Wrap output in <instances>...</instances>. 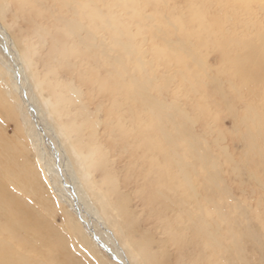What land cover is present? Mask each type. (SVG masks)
<instances>
[{"label":"bare ground","instance_id":"bare-ground-1","mask_svg":"<svg viewBox=\"0 0 264 264\" xmlns=\"http://www.w3.org/2000/svg\"><path fill=\"white\" fill-rule=\"evenodd\" d=\"M135 1H125L122 6L131 18L140 23L144 19ZM156 4L161 14L162 0H156ZM117 5V0H0V35L4 52L10 59L5 61L0 56V117L4 115L12 121L17 137L15 140L26 144L19 147L22 143H18V146L15 140L4 135L5 130L0 131V264H87L91 254L101 264H142L139 258L142 260L147 257L146 246L140 245L127 234L128 230L127 233L125 231L126 220L131 215L129 205L124 201L126 196L123 195L122 200L117 199L118 196L113 198L115 193L120 194L118 190L121 189L118 186L120 171H117L114 164L116 156L126 154L123 169H127L131 175L134 172L140 175L136 188L141 191L149 183L154 181L157 185L158 182V198H153L161 200L166 210H173L184 222L182 227L179 224V230L187 231L186 235L195 244L203 242L204 247L213 250L223 264H260L261 260L252 263L248 258L247 248L244 247L245 233L237 234L226 227L225 233H220L212 212L201 208L198 196L183 194L182 188L186 184L193 186L192 171L195 172V166L198 165L183 160L175 136H168L171 147H165L155 143V136L150 133L152 125L163 131L162 123L165 121H171L180 130L181 124L175 123V117L180 115L179 118L183 116L186 119L182 108L159 99L174 76L159 74L158 65L140 54L135 35L127 23L121 20ZM10 6L13 19L25 21L31 36L43 46L49 45L46 52L48 59L41 70L37 68L38 64L35 66L37 58L35 62L32 59L33 44L29 39L26 36H11L9 33V23H5L4 18ZM191 16L195 20H188L190 24L196 21L199 27L215 28V22L208 24L203 21L202 9H193ZM158 20L160 22L161 19ZM161 26L153 25L159 36L162 35ZM176 29L182 34H193L181 20L176 22ZM261 37L264 39V35ZM18 43L22 44L21 49ZM182 46L188 48L184 44ZM254 48L252 55L235 62V73L245 82H259V89L262 90L264 61L259 55L260 48ZM158 54L159 58L166 56V61L177 62L178 82L184 83L189 91L196 92L203 88V85L193 80V72L182 56L169 53L163 55L159 51ZM165 65L169 64L165 62ZM221 87V83L216 81L215 90L226 98ZM257 87L250 88L258 92ZM99 94L103 100L91 106V101ZM229 104L231 106V102ZM256 114L258 118L260 113L256 111ZM151 118L157 119L158 123H151ZM183 123L181 127L188 131ZM43 127L49 129L55 139H48L52 147L50 152L45 148L46 134L40 131ZM26 146L34 151L35 161L27 157ZM112 151L114 153L110 155ZM52 154H58L63 165H66L65 174L58 171L60 165L56 164V156ZM97 173L100 177L98 180L95 177ZM60 180L65 186L59 184ZM60 185L62 190H70V198L74 203L64 197L66 193L62 192ZM16 192L28 197V201L18 198ZM121 192L126 191L121 189ZM210 199H207L208 203ZM67 202L70 206H76V213L70 211ZM145 207L147 210L148 206ZM57 215L61 218L59 226L52 221ZM87 218L92 219L97 228L93 229ZM128 227L130 229L133 226ZM222 239L226 241L222 242Z\"/></svg>","mask_w":264,"mask_h":264},{"label":"rangeland","instance_id":"rangeland-1","mask_svg":"<svg viewBox=\"0 0 264 264\" xmlns=\"http://www.w3.org/2000/svg\"><path fill=\"white\" fill-rule=\"evenodd\" d=\"M125 1L128 0H117L118 5L116 6V10L121 14V20L125 24L127 23V27L135 35V40H137L140 54H142L145 59H149L154 64L158 65V73L160 72L159 74L163 73L167 77L174 76L171 79L167 90L163 89L161 98L159 96V99L164 101V103L173 105L174 107L182 108L181 110L186 113V116H184L186 119H183V116L179 118L180 115H177L174 121L177 125H182L184 122L183 124H186L185 128L188 131L183 130L181 125L179 126L181 131L177 130L176 126L172 124L171 121H165L162 123L164 125L163 131H159L157 126L152 125L150 133L155 136L153 137L156 141L155 143L158 145L163 144L165 147H169L171 143H168V136L170 135L171 138L172 135L175 136L177 143L179 144L178 146L181 148L179 150L184 156V158L182 156L183 160L188 163L193 162V164L198 165L195 166V172L194 170L192 171V181H195H193V186L186 184L184 188H182L183 194H186V196L193 194L196 197L198 196L197 199L200 200V204H203L204 202L205 205L201 204V208L208 209L209 212H212L213 218L216 220L215 224H217L216 226H218L217 228L219 229L220 233L222 231L225 233L226 228L232 232L235 231L237 234L243 235V233H245L246 240H244V247L247 248L245 250L247 251L249 260L252 263H256L257 261L261 260L260 264H264V114H262L264 113V87H262L263 89L261 90L259 89V82L257 84L256 81L245 82L241 80L240 76L235 73L234 67L235 62H238L242 57L244 58V56L252 55L255 52L254 46H258L260 48H258L259 55L264 61V39L261 37L264 35V0H162V8H160L161 14H159L156 0H136L135 5H137L139 8L140 14L144 19L141 21L142 23H137L134 18H131V16L127 14L128 12H126L122 6V3ZM193 9H202L203 21L208 24L215 22L213 25L215 28L209 27L208 29V27H199L198 23L196 24V21H193V25L190 24L188 20H195L193 16H191ZM11 13L12 6H10L9 11L4 18V22L7 24L9 23V33L11 36H26L29 39L28 41L33 44L32 47L34 51V53L31 54L32 56L34 54V56L31 57L34 62L35 58H37L36 60L38 61H36L35 66L38 64L37 68L41 70L43 68L44 62L48 59L46 52L49 48V45L47 44L43 46L41 42L33 38V36H31V32L29 31L28 24L21 19L15 21ZM158 19H161L160 22L162 21V23H160ZM178 20L183 21V24L187 26L194 35L192 33V35H188L184 32L183 34L179 33L176 29V22H178ZM223 21L224 23L221 24ZM260 22H262L261 25ZM157 24L162 25L161 28L163 30L161 32L162 35L160 36L156 34L154 28L155 26L153 27V25ZM260 26L262 29H260ZM220 30L222 32H218ZM257 32H260V34H257ZM152 34L154 36H152ZM35 40L37 42H35ZM0 43V56L2 55L1 58L4 60H10L8 55L4 52L1 35ZM18 44V47L21 49L22 44ZM35 44L38 45L36 46ZM181 44H184V46L186 45L188 48L185 49ZM251 46L253 48H251ZM157 50L159 52H163V55L169 53L168 55L172 56H182V58L186 60L188 67L193 72V80H196L195 82L203 85V88L198 89L196 92H191L184 83H179V76L176 70L178 68L177 62L175 60L171 61L170 59H168L170 61H166V56L163 57L164 59L162 57L159 58L160 56H158L159 54ZM188 54L189 56H187ZM194 58L197 60L195 61ZM165 62L169 65H165ZM39 65L41 67H39ZM216 81L221 83V88L227 99L223 98L224 96L215 90ZM251 86H258V92L252 90L253 88H250ZM170 89L172 91H170ZM200 92L202 93L200 94ZM100 95L101 94L96 95L97 98L91 101V106H93L92 104L98 100H103V96ZM230 102L231 106H228L230 105ZM204 103L207 108L204 106ZM203 108L206 110L204 111ZM256 111L258 114H262L261 117L259 115L257 118ZM0 118L2 119L0 131L3 132L5 130L3 132L4 135L7 134L6 136L9 139H12V141H14L15 138L17 140L12 121L8 120V118L4 115H1ZM187 119L189 120L187 121ZM150 121L151 123H158L157 119L151 118ZM189 121H191V123ZM167 123H169L168 126ZM251 125H253V128ZM261 125L263 126L261 127ZM40 131L44 135L46 134L45 148L47 152H50L52 147L49 145L48 139L49 137L52 140L55 139L52 138L51 131L46 129V127L41 128ZM245 134L249 135L247 136ZM16 140L15 142L17 144L20 143ZM23 144L24 143H22L20 146L18 144V146L23 147ZM192 146L197 147V149L195 147L192 148ZM28 147L26 146L25 149L27 151L25 152L24 149V152L27 154L29 160L31 159V161H35V153L32 148L30 149V147ZM113 153L114 152L112 151L110 155ZM183 153H185V155ZM52 155L56 156V159L54 160L57 165H60V167L58 166V171L65 174L66 165H63L64 163L61 162L58 154ZM126 157L127 154L120 155L118 157L116 156L117 159L114 163L117 171H120L118 177L119 189L121 188L122 191L124 190L126 192H121L120 189L118 190L120 191V194L115 193L113 198L116 199L118 196L117 199L122 200V198L126 196L124 197L125 200H123L127 205H129L128 209L130 210L131 215L130 218L126 220L125 231L127 233L128 230L127 234L131 236L132 239L140 243V245L144 244V246H146V250L148 251L147 257L142 260L139 258V261L142 262V264H223V261L219 259V256L214 253L213 250L211 251L209 248L204 247L203 242H201L202 244H195V242L189 239L188 235H186L187 231H180L179 224L182 227L184 222H181L173 210H166L161 203V200L156 201L155 198H158V192L160 188V184L158 182H156L157 185H155L154 181L149 183L146 187L141 189V191L138 190L139 188H136L138 182L137 179L140 175L137 172H134L132 173L133 175H131L127 169H123ZM196 162L198 164H196ZM198 168L201 172L198 171ZM98 175V173L95 174L97 180L99 177ZM127 177L130 178V180ZM133 180L134 182H132ZM61 183L62 182L60 180L59 184ZM62 185L65 186L64 183H62ZM125 185L126 187H122ZM131 185L133 187H131ZM62 188L63 187L61 186V190ZM133 189H136V193L133 191ZM131 191L133 192L131 193ZM62 192L66 193H63L64 197L66 196L67 199H70V201H68L72 202L70 198V190L69 192L62 190ZM151 192L152 194H150ZM137 193L138 196L135 198L134 195H137ZM16 195L20 199L27 200L28 198L21 194L23 196L22 197L19 193ZM207 199H210L211 202L208 203ZM152 201H154V203ZM69 202L67 203L69 204L70 211L72 210L71 212L76 213V206L74 204H71L70 206ZM210 203L214 206H212ZM145 206H148L147 210ZM138 207H140V209ZM215 211H217V214L220 212V214L224 217L220 216V214H215ZM132 216L134 218L131 220ZM153 216L155 217L153 218ZM140 217L143 219V221ZM151 219L153 222H149L152 221ZM155 219L157 220L155 221ZM161 219L162 222L160 221ZM86 220L88 222L91 221L93 229L97 228V225L92 219L87 218ZM225 220H228V222ZM52 221L56 226L61 224V218L58 215L55 216ZM175 222L178 224L176 225ZM162 223H165L166 225H162ZM152 224H154V226ZM158 224H161V226ZM128 226H133L131 227L133 230L131 228L129 229ZM170 234L172 236H170ZM151 236L153 238H151ZM162 239L165 242L168 241V243H165ZM220 240L221 236H219V241ZM225 241L226 240H223L222 242ZM110 245L113 248V245ZM164 247L167 248L165 249ZM163 252L166 253L167 256ZM162 258L167 260H162ZM87 261V264H101L97 257L93 254L87 258Z\"/></svg>","mask_w":264,"mask_h":264}]
</instances>
